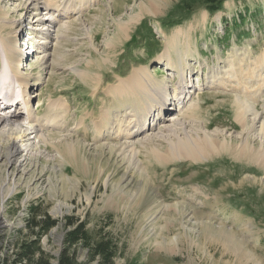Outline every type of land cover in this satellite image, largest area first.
Wrapping results in <instances>:
<instances>
[{
    "label": "rangeland",
    "instance_id": "374dc122",
    "mask_svg": "<svg viewBox=\"0 0 264 264\" xmlns=\"http://www.w3.org/2000/svg\"><path fill=\"white\" fill-rule=\"evenodd\" d=\"M52 1V9L66 4L70 11L52 12L56 24L48 34L54 38L35 37L27 26L18 48L24 52L32 38V51L42 50L48 40L47 53L30 54L22 68L31 86L41 78L31 98L35 119L47 116L50 98L68 107L58 111L57 127L46 128L47 141L36 140L34 159L24 167L8 165L9 147L0 142V185L9 196L4 201L0 193V264L22 242L44 234L29 227L33 215L57 221L41 237L51 264H58L65 245L75 251V264H103L106 258L112 264H264V166L238 157L255 109L262 118L249 145L264 143V0H223L216 12L205 0ZM25 2L3 0L0 19H30ZM154 2L161 9L152 11ZM9 32L0 27L1 35ZM4 67L0 59V71ZM181 75L185 86L178 85ZM148 79L159 88L141 96ZM199 86L183 112L175 113L179 100L166 106L170 120L158 122L156 109L146 117L164 91L173 96L183 89L185 96V87ZM129 116L157 128L131 140L116 137ZM172 117L180 120V136L208 130L224 147L197 162L164 160L176 141L163 132L164 124L173 126ZM127 141L136 149H123ZM69 144L75 151L61 155ZM68 221H83L86 228L70 235ZM96 247L102 252L93 253Z\"/></svg>",
    "mask_w": 264,
    "mask_h": 264
},
{
    "label": "bare ground",
    "instance_id": "6f19581e",
    "mask_svg": "<svg viewBox=\"0 0 264 264\" xmlns=\"http://www.w3.org/2000/svg\"><path fill=\"white\" fill-rule=\"evenodd\" d=\"M2 1L3 0H0V11L4 12V10L1 7ZM15 1H17V0H15ZM163 2H164V0H163ZM25 3H26L25 4V7L24 6L23 7H24V10L27 11V17L30 18L27 21L26 20L25 21H22V19L21 20H8L6 18L0 19V27L1 28H3V29L10 28V32L8 33V35L7 34H5V35H1L0 34V59H3L4 65H5L4 69L2 71H0V94L3 95V97H1L3 100H8V102H6L5 104H4V102H0V127H1V129H0V142L6 143V146L9 147V151L7 153V156H6L5 161H7L8 165H11L12 164L11 166L15 165L17 168L24 167V165L26 163L31 162L32 159H34L35 154H32L31 152L34 151V150H36V147H37L35 145L36 140L37 139L38 140L40 139L43 142H46L47 141L46 140V128L51 127V126L57 127L58 118L59 117L56 118V116L58 115V111L61 110V109H63V108H65V107H68V105L65 104L64 101H62L61 103H59L58 101H56V100L53 101L50 98V101L47 104V105L50 106L49 107V111L47 113V116H45L43 118H41L39 116V117H37L35 119V115H36L35 112L36 111H35V108L32 107V105H31V102H32V99L31 98L33 97L34 93L36 92L35 91L36 90V86H38V84L41 83V78L37 80V82L34 84V86L33 85L31 86L30 85L31 78H30V76H28L27 74L24 73V71H23L24 69H22V68H24V67L26 68V66H28L26 64H27V62L29 60L30 54H32V53L34 54V53H37V52L39 54L40 53H42V54L47 53V50L46 49H47L48 40L45 41V44L46 43L47 44L44 47L41 48L42 50H35V51L33 50L32 51L33 44H32V41H30V39L32 40V38H28L29 41L27 40L26 41V44H25L26 50H29L28 53H27V55H25L26 50L23 49L24 50V52H23L21 49L18 48V45L20 44V43L18 44V42H19L20 38H22L21 36L27 31V28H28L27 26H29L28 30H30V31L33 30L32 34L35 37L36 36H40L41 37V35H43V36H47L48 39L54 38L53 36H49V34H48L49 29H51L52 27H54V25L56 24V22H54L55 21L54 16L58 12H60V14H62V15H66L67 16L70 13V11L68 10L69 8H68V6L66 4H65L64 7H62V5H59L58 4L59 6L58 7L56 6V8L54 10V9H52L54 7L52 0H44L43 3H41V0H26ZM71 4H75V6H77V5H79V2L72 1ZM159 8H160V5L157 4L156 2H154L152 4L151 10L154 11V10H158ZM140 9L141 10H144L142 8H140ZM52 12H57V13L54 14ZM42 14H44V16L43 17H40ZM6 15H7V13H6ZM34 17H35V19H32ZM7 18H8V16H7ZM139 20H137V21H139ZM129 26L130 25H128V27ZM121 28H124V30H125V24ZM13 37L15 38V40H14ZM39 42H41V41H39ZM166 56H167V58H169L170 61L172 60V58H170L171 57V54L167 53ZM46 57H47V55L43 56L42 59L45 60ZM167 65L169 67H173V66H171L170 63H167ZM234 70H236V69H234ZM154 72L155 71L154 70L152 71V69H151L150 75H149V73L148 74L146 73L147 74V78H151L150 76H152L154 74ZM247 72H249V73L251 72L252 73V71H247ZM247 75H249V74H247ZM254 76H256V74H254L253 77ZM230 78H232V76H229L228 77L229 81H232V82L233 81H237V82H239V78L238 79H234V80L233 79H230ZM261 79H262V82H263V85L262 86H264V78H261ZM261 79H259V80L261 81ZM185 81L186 80H184V77L181 75L180 83L178 85H184L185 86V84H187V82H185ZM164 87H165V85H164ZM158 88L159 87L156 86L151 81V79H148V80H146V88L144 89L145 92L144 93H141V96H144V94H147L150 91H152V92L157 91ZM188 88L189 89H186V87H185V90H184L185 96H183V91H182L183 89H180V91L179 92H176L177 94H173V96H172V94L168 93L167 91H164L163 97H160V98H159V96H157L158 98L156 97V99L154 101V104L152 106V109L149 110V111L146 110V114H147L146 117H148L151 114V112L152 113H155V111H157V114H158V117H159L158 118V122H161V121L162 122H165L166 120H170V117H168V116H171V113L170 112H167V114H165V115L163 114V112H165L167 110L166 109V106L167 105H171L172 102H173V100H176V102L179 100V102H178V104H179L178 107L179 108H178V110L175 109V111H176L175 113H180L186 107V103H188L192 99L191 97L197 93V90L200 88V86L199 87H195L196 88V91H194V89L192 87L191 88L188 87ZM178 95H180L181 97L178 98ZM148 100H149V97H148ZM16 101H18V102H16ZM180 101H182L181 104H183V106L181 108H180ZM18 104H20V105L17 106ZM244 104L245 103H243L242 100H238L237 101V106L239 107V109L243 108L244 107ZM146 105H147V103H146ZM10 106H16L17 108L14 111H11L12 109L9 108L10 111L7 112L6 110ZM18 107H21L22 109H24V112L21 109L18 110ZM187 107H188V105H187ZM149 109H150V107H149ZM153 109H156V110L155 111H152ZM247 111L248 110H245V112H243V116L242 117H245V113ZM257 111H258L257 109L254 110V113H255L254 119L253 120H250L251 123H252V125L250 123H248V121L245 118V120L247 121V122L245 121L246 127L250 124L249 127L246 128V131L247 132H245L246 133V136H245L246 137V139H245V145L247 144V146L243 150H242V147H241V151L242 152L241 151L239 152L240 154L238 155V157L242 158V157L246 156L245 157L246 160L251 161V162L253 161L254 164H260V165L264 166V143H261V146L258 149H254L252 146L249 145L251 139H256L255 138L256 135L253 134V132H256V125H257L256 124V121L258 122L262 118V116L261 117L259 116V114H258ZM191 112L194 113L193 111H191ZM240 112L242 114V111H240ZM130 113H131V111L129 112V114ZM187 116H189V115L187 114ZM155 118H156V115H155ZM155 118H154V120H155ZM173 118L174 117L171 118V120H173V122H171L173 124V126H168L167 124H164V126H163V132L166 131L167 133H169L170 134L169 136H172L176 141L172 144L171 147H169L170 148L169 150L167 149L168 150V153L167 152L166 153L168 154V156L166 157L165 154H162L161 155V154H158L157 153L159 155V158L162 157L163 155H165V159L164 160H171V161H173L175 158H177L176 160H179V159L180 160L181 159H183V160L190 159V160H194V161L197 162V161L201 160V158H204V157H207V156L210 157L211 155H215V153L217 151H219L220 149L222 150V148L224 147L223 144H220L222 142H219L218 141L219 139L218 138H215V136L211 135L212 132L209 133L208 130L207 131H201V129H200V130H197L196 133L194 131H191L192 132L191 133L190 132V129H189V131L185 132L183 134V136H180V131H181V128L180 127H182L180 125L181 123L179 124V122H178L180 120L174 121ZM146 119L147 118H145V120L143 119L144 122L136 123V119H134L133 117H130L129 116V118H127L128 123L126 124V126L125 127L123 125L122 126H119L118 127V131L115 132L114 135H116V137H118V138L120 136H122V137L124 136L125 139L131 140L132 138L138 137L140 134L142 135V134H145L147 131H150L151 130L150 129L151 127L153 129H156L157 128L156 127V125H157L156 123H154V125H152L151 127H150V123H149V125L146 126L144 124L146 122ZM24 121H26L27 128H25ZM135 128H137V129L135 130ZM56 129H58V128H56ZM187 129L188 128L186 127V130ZM218 131H222V130H219L218 129ZM248 131H250V132H248ZM259 133H262V135L264 136V124L262 125V128L259 131ZM259 133H258V135H259ZM128 136H129V138H128ZM162 136L163 135H161V139H162ZM242 137H244V136H242ZM144 138H142V139H144ZM147 138L148 137H146V139ZM237 139H239V138H237ZM134 140L136 142V139H134ZM151 141H152V139H151ZM127 142H128V144H124L122 146L123 149L124 148H128V149L129 148H132L136 144L135 142L132 144L131 143L132 141L131 142L127 141ZM144 143H146V142H144ZM223 143H225V142H223ZM3 144L1 145V143H0V147H3ZM143 146H145V145H143ZM242 146L244 147V144H242ZM68 149L69 150H66L65 149V151L61 152L62 153L61 155H63V156L67 155L68 156L69 154H71L70 151H73V150L75 151L73 145L70 146V144H69ZM134 149H136V148H134ZM227 149H229V148H227ZM123 151H125V150H123ZM132 152H133V149H132ZM226 152H228V151L226 150ZM236 152H237V150H236ZM216 154L218 155V153H216ZM75 156H77V155H75ZM71 158H73V155H72ZM159 158H157V159H159ZM243 160H245V159H243ZM4 185H6V184L0 185V193L3 196V200L4 201H7V199H9V196H4L3 195V190H4L3 186ZM9 188H11L10 189L11 191L12 190H15L14 186L13 187H9ZM30 197H31V195L29 196V198ZM201 217L207 218V215L206 214H200V218ZM210 229H212V228H210ZM172 242H174V241H172ZM170 246L171 245H169L167 247V250L170 249ZM246 250H248V248H246ZM13 256L15 258V254ZM253 258H254V256H253Z\"/></svg>",
    "mask_w": 264,
    "mask_h": 264
},
{
    "label": "trees",
    "instance_id": "16d2710c",
    "mask_svg": "<svg viewBox=\"0 0 264 264\" xmlns=\"http://www.w3.org/2000/svg\"><path fill=\"white\" fill-rule=\"evenodd\" d=\"M223 0H205L207 2V5H209V9L212 12L218 11L219 6H222ZM37 215H33L31 219L29 220V227L32 231H36L38 229L39 233L42 231L44 233L41 235V237L47 235L57 224V221L52 219L49 216H45L42 220H38ZM67 225H73L74 228L71 231V234H81L83 230H85L86 226L85 223L82 221L81 223H76L72 221H68ZM71 227V226H70ZM33 234V233H32ZM38 234V233H37ZM41 237L38 235H35L33 237V240H28L26 242H22L20 247L15 253V258H7L3 264H51V258L50 254L45 252L41 246ZM40 242V244H39ZM41 247V248H40ZM42 250V251H41ZM72 250V246L69 245L68 248H65L60 253V257L58 259V264H75L74 261L76 260V254L75 251L72 253L70 252ZM97 250H101L99 247H96V249H93V253H98ZM102 252V250L100 251ZM103 254L110 253L112 255V252H108L107 250H103ZM99 254V253H98ZM102 254V253H101ZM97 255V254H96ZM106 256V255H105ZM51 257H53L51 255ZM14 259V260H13ZM103 264H112L110 260H103Z\"/></svg>",
    "mask_w": 264,
    "mask_h": 264
}]
</instances>
